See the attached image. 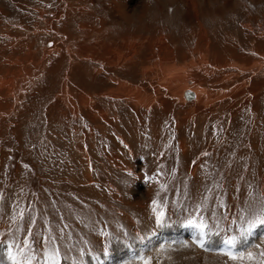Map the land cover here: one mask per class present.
Returning <instances> with one entry per match:
<instances>
[{
    "label": "rangeland",
    "instance_id": "rangeland-1",
    "mask_svg": "<svg viewBox=\"0 0 264 264\" xmlns=\"http://www.w3.org/2000/svg\"><path fill=\"white\" fill-rule=\"evenodd\" d=\"M111 35L146 39L136 64L106 63ZM90 37L106 42L92 52L103 57L98 72L75 53ZM194 49L207 51L206 59L192 58ZM112 76L131 89L109 96ZM188 76L199 86L198 101L178 94ZM161 166L167 175L157 177ZM157 179L167 180L169 201L181 199L183 184L195 199L215 182L214 197L229 217L250 190L264 193V0H0L4 208L11 213L19 200L38 220L44 214L42 228L44 221L67 223L74 235L66 247L87 236L99 259L85 255V264H139L142 255L156 257L152 264H238L216 236L207 248L187 242L193 228L171 205L166 225H155ZM7 227L0 223V231ZM105 231L109 238L99 234ZM253 234L249 249L264 251L253 248L264 241V226ZM0 264H13L6 246Z\"/></svg>",
    "mask_w": 264,
    "mask_h": 264
},
{
    "label": "snow or ice",
    "instance_id": "snow-or-ice-1",
    "mask_svg": "<svg viewBox=\"0 0 264 264\" xmlns=\"http://www.w3.org/2000/svg\"><path fill=\"white\" fill-rule=\"evenodd\" d=\"M161 173H163L162 166L161 172L156 174L157 177ZM163 174L167 175V173ZM156 183L159 187L156 198L152 200V213L157 227L166 225L168 217L165 208L171 205L177 209L181 222L193 228L196 238L192 243L196 246L207 248L211 237L216 236L222 245V254L229 260L238 264H245L246 261L264 264V251L256 253L248 247V238L253 235V230L258 226H264V193L250 190L247 199L242 202L234 217H229L220 211L224 205L214 197L215 189L220 187L215 182L211 187H206L203 193H197L195 199L192 198L188 185L183 184L177 189L181 196L177 201L168 199L167 193L171 189L167 180L157 179ZM249 188L251 189V186ZM5 203V198L0 194V223L8 225L6 230L0 231V237H3L0 239V247L6 246L7 256L13 264H62L63 260L68 259L69 252L76 253L73 264H85V255L99 259L95 255L94 246L90 247L92 241L87 236H76L75 242L70 247H66L74 235L66 231L67 223L63 227H56L50 221H44L42 228L40 220L43 219V213L38 220L36 209L30 206L21 207L19 200L13 203L12 211L9 213L4 208ZM5 217L8 219L5 220ZM80 222L84 223V220L81 219ZM95 231V226L92 225L90 233ZM99 234L109 238V233L106 231ZM135 238L142 239L139 235ZM261 247H264V241L253 246V248ZM164 250L162 247L157 257L163 254ZM103 252L105 255L108 254L106 245ZM154 259L156 257L142 255L139 257V264H152ZM129 264H136V261H130Z\"/></svg>",
    "mask_w": 264,
    "mask_h": 264
},
{
    "label": "bare ground",
    "instance_id": "bare-ground-1",
    "mask_svg": "<svg viewBox=\"0 0 264 264\" xmlns=\"http://www.w3.org/2000/svg\"><path fill=\"white\" fill-rule=\"evenodd\" d=\"M246 27H248L249 25H245ZM199 34H198V38H197V42L198 43H200L201 42V37L203 36V34H202V31L200 30L199 32H198ZM113 35H111V40H109V41H106L107 43H109L108 45H104V42L105 41H103V39H94V40H92V37H90V39H89V42L91 43V44H87V45H84V46H81V48L79 47L76 51H75V53L77 52V55H78V57H80V59L82 60H84V59H86V60H91V63L93 64V62H94V72H98L102 67V60H103V57H97V56H95V55H93V53L95 54V52L96 53H98V51H99V49H98V47H101V46H103L104 47V49H108L110 52H111V55H110V57H111V60L110 61H105L106 63H108V64H110V65H116L117 64V61L119 62V61H121V60H125V62H124V67H129L128 65H130L129 63H137L138 61H137V58H136V61H135V57L133 58V55L135 54V52L137 51V49H139L140 47H142L143 46V44L146 42V39H142V40H140V41H135V38L133 37V36H129L128 37V35H124V36H121V37H112ZM96 37V36H95ZM103 38H106V37H103ZM152 38V37H151ZM150 38V39H151ZM107 39V38H106ZM131 40V41H130ZM156 42H158V43H162L163 44V42H164V40L159 36V37H157V39L155 40ZM105 42V43H106ZM151 42V41H150ZM103 44V45H102ZM207 44H208V42H207ZM135 45V46H134ZM198 45V44H197ZM204 45V44H203ZM122 46H124V49L125 50H120V51H122V52H120L119 51V48L120 47H122ZM151 46H153V45H151ZM206 47H208V45H206ZM165 49V48H164ZM167 49H165V51H166ZM70 51V50H69ZM204 51L205 50H197V49H194V52L192 53V58L193 57H195V56H197L199 53H202V56H201V58H205L206 59V56H205V54H206V52L207 51H205V53H204ZM71 52V51H70ZM70 52H68V53H70ZM93 52V53H92ZM107 52V51H106ZM197 52V55L195 54ZM67 53V54H68ZM99 53H100V51H99ZM98 53V54H99ZM182 53V52H181ZM66 54V55H67ZM170 60H168L169 62H172V60L174 59V54H175V52H173V51H171L170 53ZM70 55H72V54H70ZM177 55V54H176ZM187 55L188 54H186L185 52L184 53H182V57L185 59L186 57H187ZM204 55V56H203ZM113 56H115L116 57V61H114V57ZM75 57H76V55H75ZM70 58V57H69ZM163 58V57H162ZM149 59H150V57H149ZM180 59V58H179ZM151 60V59H150ZM141 61V60H140ZM195 60H192L191 62H193V65H195V62H194ZM208 61V60H207ZM141 63V62H140ZM204 63H206V64H209V63H207L206 61L204 62ZM213 64V63H212ZM186 65V64H185ZM211 65V64H210ZM122 66V65H121ZM101 67V68H100ZM105 67V66H104ZM119 67H120V65H119ZM259 67V66H258ZM144 68V67H143ZM206 68V67H205ZM184 69H186V68H184L183 67V70ZM102 70V69H101ZM149 70V69H148ZM148 70L146 69V68H144V69H142V73H144L145 75H147L148 74ZM156 70V69H155ZM208 71H210L211 72V69L209 70L208 69ZM180 78V77H179ZM194 77H190V76H188L187 78H185L184 80H182L183 82L181 83V86H180V88H179V96H180V98L182 99V98H185L186 100H188V99H192V100H194V101H198L199 99H200V93L198 94V92H200V90L198 89V85H196L197 83H195V82H193L192 81V79H193ZM112 82H113V86L111 87V88H108L107 89V92H108V95L110 96L111 94L110 93H117V92H122L124 89H127V90H130L131 89V83H129V82H127V81H120V80H118V78H116V77H114V76H112V79H110ZM178 88V87H177ZM176 88V89H177ZM141 91V90H140ZM178 91V90H177ZM186 91H191L192 92V96L193 97H191V98H188V97H186V95H185V92ZM129 92V91H128ZM105 94V93H104ZM141 95V94H140ZM69 96V95H68ZM79 96L80 97H82L83 99H86L85 101H89V97H88V95H85V94H82V93H79ZM120 97V96H119ZM142 97V96H141ZM152 98V97H151ZM70 99V97L68 98V100ZM80 99V98H79ZM117 99H119V98H117ZM71 100V99H70ZM67 102V101H66ZM86 102V103H87ZM81 103V102H80ZM87 105H89V104H86V106ZM188 232V236H189V238L191 239L190 241H187V242H191V245L192 246H195V244H193L192 243V241L196 238L195 237V235L193 236L192 235V233H193V231L191 230H189V231H187ZM192 232V233H191ZM254 235V234H253ZM100 240H101V238H99ZM189 240V239H188ZM103 240H101V242H102ZM153 242V241H152ZM155 242V241H154ZM154 242H153V244H154ZM135 245V244H134ZM149 245V244H148ZM187 249V248H186ZM132 258H134V257H132ZM97 264V263H96Z\"/></svg>",
    "mask_w": 264,
    "mask_h": 264
},
{
    "label": "water",
    "instance_id": "water-1",
    "mask_svg": "<svg viewBox=\"0 0 264 264\" xmlns=\"http://www.w3.org/2000/svg\"><path fill=\"white\" fill-rule=\"evenodd\" d=\"M185 95H186V97H188V98L193 97L191 91H186V92H185Z\"/></svg>",
    "mask_w": 264,
    "mask_h": 264
}]
</instances>
